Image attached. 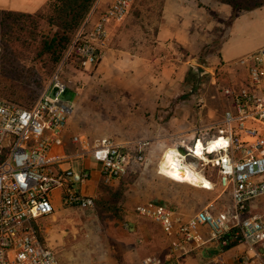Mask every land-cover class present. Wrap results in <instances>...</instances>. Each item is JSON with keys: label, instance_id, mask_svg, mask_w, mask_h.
I'll list each match as a JSON object with an SVG mask.
<instances>
[{"label": "built area", "instance_id": "1", "mask_svg": "<svg viewBox=\"0 0 264 264\" xmlns=\"http://www.w3.org/2000/svg\"><path fill=\"white\" fill-rule=\"evenodd\" d=\"M135 1L96 4L66 57L97 69L111 47L112 29L124 23ZM234 66L236 78H223L228 82L221 87L228 106L222 118L207 130L199 127L191 142L181 139L170 146L203 171L214 184L212 190L220 189L219 197L230 195L231 204L218 209L211 203L191 216L169 203L139 204L137 215L160 225L169 241L165 258L149 255L141 264H183L186 256L201 249L213 253L203 264H227L230 244L247 246L235 264H264V207L258 206L264 199V46ZM219 81L214 77L215 85ZM70 89L60 70L33 106L0 95V264H65L56 248L42 239L37 223L55 212L56 190L65 206H95L94 198L81 191L90 173L63 166L64 133L75 112L74 101L64 97ZM204 104V98H198L200 111ZM71 142L101 164L107 184L146 166L151 150L146 139L121 143L106 136L92 143L76 134ZM199 145L202 153L197 155Z\"/></svg>", "mask_w": 264, "mask_h": 264}, {"label": "rangeland", "instance_id": "2", "mask_svg": "<svg viewBox=\"0 0 264 264\" xmlns=\"http://www.w3.org/2000/svg\"><path fill=\"white\" fill-rule=\"evenodd\" d=\"M2 18L1 15L0 65L6 69V77L3 76L4 78L0 79V88H4L7 92L4 93L12 94L11 96L17 98L23 105L37 102L48 89L53 75L61 70L68 85L74 90L68 91L64 96L74 100L75 103V112L69 124L78 127V131L87 134L92 141L106 136L121 143L147 140L151 137L150 120L154 122L166 120L164 116L160 118L150 116L149 109L152 102L143 85L144 80L149 77L147 63L148 60L151 61L163 54L168 56L166 63L174 62L182 52L183 57L187 58L188 51L183 50L173 41L167 45L165 52H159V35L166 24L164 0L135 1L129 16L122 25L118 26V31L111 40V48L116 50L115 57L110 63L107 59L97 69L82 67L75 57L67 58V53L60 62H55L52 53L43 51V35L37 34L34 37L29 34L26 40L10 38L6 32L8 24L3 23ZM40 29L44 34L48 33L47 27ZM218 41V39L215 41V47ZM211 49L203 45L196 59L197 66L208 68L212 65L211 60L207 59ZM160 61L163 66L165 61ZM212 77L220 79L218 85H212ZM225 77L228 78L229 73L218 67L213 73L204 74L197 86L196 73L193 69H189L185 79L180 81V94L177 98H171L173 101L170 102V107H174V110L170 114L182 117L180 112H184L183 115L186 112L187 117L184 121L178 119L177 124L184 123L187 128L177 132L179 130L177 126L176 128L173 125L169 126L171 133L167 136L168 145L149 139L151 154L148 165L139 166L130 175L133 179L131 184L138 182L137 191L142 195L140 204L169 203L173 205L177 198L187 199L188 202L199 201L201 208L210 202H214L218 209L231 204L230 195L218 197L221 193L219 188L207 195L192 194L190 191L193 185L186 182L178 183L158 172L163 151L175 144L174 139L189 141L191 137L197 135V129L194 126L200 127L198 98L203 97L206 100L208 95L209 101L215 102L217 108L211 112L212 122L222 118L228 106L221 89L223 85L228 84L223 81ZM184 100L186 101L183 102ZM191 120H193L192 124ZM191 133H193L192 136L188 135ZM124 196H114L109 199L112 207L98 204L84 211L75 209L69 214L71 221L65 224L68 241L59 248L60 252L67 253L65 260L61 256L65 264H124L125 252L132 243L136 246L133 232L130 230L131 226L127 224L128 220L123 211ZM262 203L264 204V200L260 201V204ZM148 222L156 225L151 221ZM37 223L44 233V228L48 224L47 219H39ZM159 240L162 243V246H158L159 250L157 247L146 256L157 255L165 258L166 240L163 235L159 237ZM59 251H57L58 254H60ZM200 257L206 258L202 261L198 260L197 264H203L205 260L212 258L205 252ZM225 259L229 264L227 252Z\"/></svg>", "mask_w": 264, "mask_h": 264}, {"label": "crops", "instance_id": "3", "mask_svg": "<svg viewBox=\"0 0 264 264\" xmlns=\"http://www.w3.org/2000/svg\"><path fill=\"white\" fill-rule=\"evenodd\" d=\"M111 1L112 0H97L96 4L100 7H106ZM48 2L49 0H0V10L36 13ZM164 18L166 24L159 35V52H165L167 45H170L174 41L176 42L175 44H178L183 50L185 49L188 51L187 58L183 57V52L181 51L182 53L178 52L181 53V55L179 54L180 57L174 62L169 61V63H166V61L168 62V60H166L168 58L167 54H163L151 61L148 60L149 77L144 80L143 85L145 91H147L151 98L150 102H152L149 109L151 112L150 116H158L159 118L164 116L166 119L163 122H154L150 120L149 134H151V137H149V139L159 144L163 143V145H168L166 143L169 142L167 136L168 133H171L169 126L173 125L175 128L177 126L179 129L177 132H182L183 129L187 128V125L184 123L177 124L178 119L184 121L187 117L186 112L184 115V112H180L182 117L172 116L170 114L171 111L174 110V107H170V102L173 101L171 98L178 97L180 94V81L185 79L189 69L197 66L195 64L197 63L196 59L202 51L203 45L212 48L207 55V59H210L212 63L210 67L205 68L207 73H213L214 70L219 67V69L228 72L229 77L236 78L237 68L234 66V62L242 56L264 46V5L251 10L239 11L233 18L232 7L219 0H164ZM118 28L119 27H114L112 29L111 39H113L114 35L117 33ZM217 39L219 41L215 47V41ZM114 55H116V50L110 47L101 65H103L107 59L109 63L110 61L112 62L113 57H115ZM160 60L165 61L163 66ZM174 73H176V75H174ZM237 78H239V76H237ZM224 79L227 78L225 77ZM211 81L212 85H215L214 77H212ZM171 87H173V89H171ZM69 91L74 90L71 88ZM208 97L207 95L206 100L204 99L205 104L202 111L199 110L200 116L198 124H200V127L204 126V130H207V127L212 123H216L220 120L219 118L218 120L216 119L217 121H211V112L217 107H215V102L209 101ZM185 101L186 100L183 102ZM175 108H177V106H175ZM192 121L193 120H191V124ZM194 127L195 129L199 128L198 125ZM77 128L78 127L70 126L68 123L65 130V147L62 151L63 153H67V157L63 166L74 169H84L90 173V178L82 184L81 191L83 194L94 198V207L98 204L112 207L109 199H112L114 196L118 197L120 195H125L123 211L128 220L127 224L131 226L130 230L133 232L132 236L136 241V246H133L132 243L130 245L131 247L127 249L124 254V264H141L142 259L147 257L146 254L152 252L158 246H162L159 240L161 235H163L166 240L165 248L167 249V256L169 241L160 225L154 222L153 223L156 224L155 226L150 224L148 222L149 220L140 218L135 211V207L142 201V195L139 194L136 187L138 182L136 184H131L133 179H131L130 174L124 178L114 179L109 184L105 183L102 176L101 164L93 158L91 153H86L72 144L71 137L76 134L85 135L92 143L95 142L92 141L87 134L78 131ZM195 132L193 133L195 134ZM193 133L188 135L192 136ZM192 138H194V136L191 137L189 141H187V139L184 140L186 142H191L193 140ZM174 140L176 144L181 139ZM167 149H170V147ZM150 154L151 150L149 155ZM191 188L190 192H192V194L205 193L207 195L214 191L196 186H191ZM262 200L264 199L260 201ZM260 201L258 202V206L263 208L264 204H260ZM211 203L214 202H210L209 204ZM173 205L178 206L187 216H191L201 209V203L199 201L188 202L187 199L183 198H177ZM54 206L55 212L52 215L41 218H46L48 221V224H46L44 228V233L41 231V236L46 243L52 245L59 251L60 246H63L68 241V235L66 236L68 232L65 228V224L71 221L69 214L73 213L75 209L83 211L87 209L65 206L59 190H56L54 193ZM44 234L46 235L44 236ZM54 234L58 236L56 239L53 238ZM53 240L57 246L53 245ZM246 248V245H237L228 250V263H235L237 256ZM204 252L207 253V255L213 256L211 251L208 252L206 249H201L191 253L188 258L182 261L183 264H197L198 260L202 261V259L206 258L200 257ZM60 254L59 256H62L65 260L67 253L60 252Z\"/></svg>", "mask_w": 264, "mask_h": 264}, {"label": "trees", "instance_id": "4", "mask_svg": "<svg viewBox=\"0 0 264 264\" xmlns=\"http://www.w3.org/2000/svg\"><path fill=\"white\" fill-rule=\"evenodd\" d=\"M219 1L227 3L232 7L233 18L239 11L251 10L264 5V0ZM96 2L97 0H49V2L36 13L0 10V16H3L2 22L8 24L6 32L10 38L26 40L29 34L34 37H36L37 34L43 35V51L52 53L54 61L58 63L68 52L75 34L84 23ZM45 27L48 28L47 34L40 31V28L44 29ZM26 33L27 35H25ZM5 72L6 69L0 65V79H3V76L6 77ZM4 92H6L4 88H0V95L23 105L17 98L11 96L12 94L7 95V92ZM35 103L31 105L24 104V106L30 107ZM235 245L236 244H230L227 250H230Z\"/></svg>", "mask_w": 264, "mask_h": 264}, {"label": "bare ground", "instance_id": "5", "mask_svg": "<svg viewBox=\"0 0 264 264\" xmlns=\"http://www.w3.org/2000/svg\"><path fill=\"white\" fill-rule=\"evenodd\" d=\"M212 148V147H211ZM201 145L196 149V154L202 153ZM180 153L175 147H170L163 154L162 162L159 166L158 172L173 181L180 183H189L193 186L205 189H214V184L204 175L203 171H200L197 165L193 162H185L181 158ZM57 234L53 235V238H57ZM61 239V236H60ZM53 245H56L53 240Z\"/></svg>", "mask_w": 264, "mask_h": 264}, {"label": "water", "instance_id": "6", "mask_svg": "<svg viewBox=\"0 0 264 264\" xmlns=\"http://www.w3.org/2000/svg\"><path fill=\"white\" fill-rule=\"evenodd\" d=\"M192 69L196 73L197 86H198L202 76L207 73V70L204 67H202V66H194ZM181 150L184 152V149H181Z\"/></svg>", "mask_w": 264, "mask_h": 264}]
</instances>
